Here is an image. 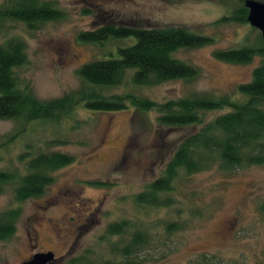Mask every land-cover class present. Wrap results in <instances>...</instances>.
I'll list each match as a JSON object with an SVG mask.
<instances>
[{"label":"rangeland","instance_id":"1","mask_svg":"<svg viewBox=\"0 0 264 264\" xmlns=\"http://www.w3.org/2000/svg\"><path fill=\"white\" fill-rule=\"evenodd\" d=\"M45 1L53 3L60 17L31 26L10 20L0 30V40L17 37L23 42L25 61L15 73L42 101L78 91L83 86L77 74L81 65L116 56L117 47L134 41L133 36L100 43L77 38L79 32L107 23L181 26L211 42L171 53L195 68L190 80L138 85L127 70L121 83L103 90L104 96L131 93L162 102L205 93L241 100L237 86L250 80L260 62L257 56L245 63L213 56L261 37L248 23L217 22L239 0ZM223 111L205 112V119ZM156 116L130 105L106 111L76 105L57 123L0 119V170L20 171L17 155L27 149L57 150L73 158L50 173V183L36 197L16 202L13 184H3L0 212L18 207L20 213L14 232L0 241V264H18L46 251L53 254L50 264H67L84 254L91 264H118L120 258L112 257L111 248L126 242L131 229L120 237L108 236L105 230L122 219L138 222L145 232L138 264H264V165L179 172L162 194L169 206L134 201V195L159 176L180 139L194 130L160 124Z\"/></svg>","mask_w":264,"mask_h":264},{"label":"trees","instance_id":"2","mask_svg":"<svg viewBox=\"0 0 264 264\" xmlns=\"http://www.w3.org/2000/svg\"><path fill=\"white\" fill-rule=\"evenodd\" d=\"M243 1L239 0L237 7L221 15L217 22L247 23ZM58 17L59 10L49 1L4 0L0 5V30L10 20L31 26ZM129 36H133L134 41L117 47L116 56L94 59L79 67L77 74L83 86L78 91L46 101L37 99L26 84H20L17 79L15 68L25 61L23 42L17 37L0 40V119H14L22 124L33 121L57 123L60 116L76 105L93 111L119 110L130 105L139 111L155 112L160 124L194 128L177 143L159 176L134 195L137 204L151 207L170 205L167 196L162 197V194L168 192L179 172L189 174L212 166L228 171L240 166L264 165V40L261 37L253 44L246 42L238 48L213 52L216 59L230 63H245L254 56L260 57V62L251 71L250 80L237 86L241 100L226 95L192 93L156 102L131 93L104 96L102 92L121 83L127 70L131 71V82L138 85L175 78L190 80L196 76L195 68L172 57L171 53L178 48L208 44L211 39L175 25L141 27L111 23L81 31L77 38L100 43L106 38ZM215 110L224 111L206 120L205 112ZM17 160L21 162L20 171L0 170V192L3 184H13V198L20 202L40 195L51 181L50 173L73 158L57 150L27 149L18 153ZM19 213L18 207L0 212V241L14 232ZM137 224L122 219L106 226L108 236L120 237L131 229L126 242L111 248V255L120 258L118 264H138L136 256L146 241L145 232ZM67 264H91V260L84 254Z\"/></svg>","mask_w":264,"mask_h":264},{"label":"water","instance_id":"3","mask_svg":"<svg viewBox=\"0 0 264 264\" xmlns=\"http://www.w3.org/2000/svg\"><path fill=\"white\" fill-rule=\"evenodd\" d=\"M243 5L246 8V22L249 26L258 30L262 39H264V2L258 0H244ZM53 261L51 251L33 253L29 259L18 264H50Z\"/></svg>","mask_w":264,"mask_h":264},{"label":"flooded vegetation","instance_id":"4","mask_svg":"<svg viewBox=\"0 0 264 264\" xmlns=\"http://www.w3.org/2000/svg\"><path fill=\"white\" fill-rule=\"evenodd\" d=\"M27 259H29V258H27Z\"/></svg>","mask_w":264,"mask_h":264}]
</instances>
